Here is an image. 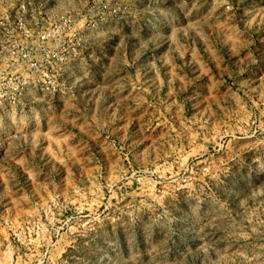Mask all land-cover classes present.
Masks as SVG:
<instances>
[{
	"label": "rangeland",
	"instance_id": "obj_1",
	"mask_svg": "<svg viewBox=\"0 0 264 264\" xmlns=\"http://www.w3.org/2000/svg\"><path fill=\"white\" fill-rule=\"evenodd\" d=\"M0 264H264V0H0Z\"/></svg>",
	"mask_w": 264,
	"mask_h": 264
}]
</instances>
